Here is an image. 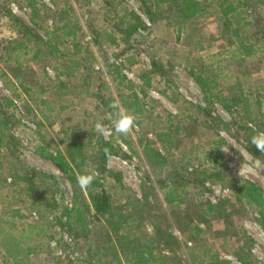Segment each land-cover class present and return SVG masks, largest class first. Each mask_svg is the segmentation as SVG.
Instances as JSON below:
<instances>
[{"label": "rangeland", "instance_id": "obj_1", "mask_svg": "<svg viewBox=\"0 0 264 264\" xmlns=\"http://www.w3.org/2000/svg\"><path fill=\"white\" fill-rule=\"evenodd\" d=\"M40 1L42 3L38 0H20L21 7L17 2H12L10 10L30 28L32 33L43 37L45 34L43 27L48 25L52 28L54 21L59 19L56 15L55 18H48V14H44V6L51 9L55 6L58 9L71 7L73 12L71 10L68 13L69 19L72 23H77L79 35L75 42L71 38H66L59 44L60 58L57 62H65L66 65L70 63L74 68L73 72L59 77L69 86L62 90L56 83L53 84L57 80L47 82L46 73L56 79V72L50 64L44 63V56L35 55L26 47L22 51L16 48L14 53L6 52L7 47H3L2 44L6 39L17 38L19 33L17 26L12 25L8 14L0 15V95L12 97L14 110L21 119V124L12 131L21 142L18 150L20 161L22 166L55 175L60 182L63 195L62 197L61 194L56 195L59 207L51 211L58 210L56 215L61 218L55 220L54 215L49 212L52 225L48 226V223L41 221L38 212L30 211L34 209L30 196L27 194L19 196L15 187L8 185L11 180L6 178L10 169L7 163L9 156L7 148H2L0 216L4 214V219L8 220V223L2 225L16 235L25 252L26 247L30 246L32 249L30 254L20 256L18 262L88 264L90 258H93V261H97L98 258L116 261L110 246L105 243L107 226L97 218L91 205L88 188L86 190L80 188L81 207L77 208V212L76 209L72 210L77 190L72 185L69 174L53 157L46 158L37 154L35 150L36 146L41 144L48 147L54 155L58 153V149L66 153L60 139L68 132L67 129L71 131L79 129L80 139H86L84 134L86 129L95 128L97 121L104 120L106 115L113 111L111 104L118 102L136 116V127L127 136L112 130L104 134L106 139L112 137L128 154L112 155L107 162L109 169L121 175L123 183L121 191V188L117 187V177L110 175L103 177L112 204L126 207L132 199H143L147 189L150 202L154 206L152 210L154 219L164 227L168 225L167 228L178 239V243L172 244L171 248L165 251L178 263L187 260L190 264H201V259L208 261L209 256L218 253V256L227 260L229 264H264V227L258 220V213L248 207L245 201L237 200L234 189L236 183L229 182L231 178L240 182L252 181L264 194V171L241 177L238 174L241 163L246 161L252 163L253 157H257L264 167V154L257 152L250 143L254 132L264 131V127L257 120L258 114L253 115L254 120H250L246 116V111L241 112L240 118L226 111L220 103L208 104L205 92L189 72L191 67L205 69L206 74L219 81L221 88L241 85L243 89L252 87L257 93V87L264 85V60H261L264 59L263 55L256 53L255 57L242 60L243 54L235 51L236 47L231 45L227 36H224L214 14L203 16L195 23L186 24L178 39V24L168 26L163 22L151 23L139 0H113L117 7L112 11H109L108 0ZM189 4L187 1L184 7L191 12L195 11L190 1ZM34 9L38 10V15L32 17ZM124 11L137 13L146 20L147 29L143 34L149 33L154 42V46L146 49L148 50L146 52L143 51L140 59L137 58L134 63H130L128 58L134 49L124 53L127 45L120 40L121 34L116 33V39L114 41L112 39L114 30L111 24ZM90 23L102 33L103 45L98 46L93 42L95 34L90 30ZM251 31L249 27L242 28L235 39L243 40L252 33ZM76 46L81 47L78 55L74 53ZM151 53L157 55L169 73L157 74L153 71ZM53 55L49 53L46 58H50L52 64ZM81 57L87 58L84 61L88 68L78 67L77 61H81ZM7 58L10 59L9 62H6ZM110 63L120 67L127 79L134 83V88L131 90L126 88L127 81L119 83L114 65ZM12 70L20 72V78L12 74ZM167 77L173 81V86L168 85ZM21 78H24V82ZM148 78L150 84L146 82ZM133 93H137L142 99L144 106H141L142 110H137L138 107L131 104L134 99ZM122 97L126 99L122 100ZM254 102L253 109L258 113L262 103L256 100ZM201 106L210 110L216 119L215 124L214 120L211 121V116L208 117L201 111ZM191 115L196 116L197 120L191 119L189 117ZM239 125L248 126L249 129H241ZM140 131L152 139L161 131L174 138L170 147L175 159L163 169H156L159 173L162 172V177L168 173L167 171L172 172L173 166L177 171L180 165H186L188 170L207 168L209 171H204L205 173L218 171L217 180L206 181L204 186L194 182L181 185L174 195H177L176 202L182 199L185 203L178 204L179 207L169 206L168 196L164 193L167 188H160L156 184L151 186L148 180L149 177L155 179L156 172L140 157L139 152L142 148L137 137ZM161 136L163 137V133ZM213 139L218 140L220 144L218 157L220 163L217 165L207 159V153L215 147ZM154 143L162 152H167L161 140ZM245 148L253 156H249L244 151ZM210 152L217 155L213 151ZM73 157L75 158L73 161L76 162V165L72 162L74 168L75 166L77 168V164L81 166L87 164L84 153L78 154L76 148L73 150ZM220 170L224 174H220ZM75 173L77 176L76 170ZM222 176L225 180H221ZM222 199L225 200L223 209L226 214L218 216L211 206L217 205ZM18 207H23L22 212L28 213V217L23 218L15 214L14 210ZM146 210L147 215L145 214L144 218L151 215V211L148 208ZM202 212L207 213L205 215L207 221L202 219ZM70 214L73 230L68 224ZM173 216L181 218V223L174 222ZM34 219L40 220L39 227L30 228L28 224ZM148 220L149 217L146 218V230L154 233L153 225ZM194 223L199 224L204 231L195 234ZM84 225L86 228L83 230ZM193 250L198 256L192 259ZM13 260L0 247V264H16ZM204 263L202 261V264Z\"/></svg>", "mask_w": 264, "mask_h": 264}, {"label": "trees", "instance_id": "obj_2", "mask_svg": "<svg viewBox=\"0 0 264 264\" xmlns=\"http://www.w3.org/2000/svg\"><path fill=\"white\" fill-rule=\"evenodd\" d=\"M19 1L20 0H0V15L8 14L12 21V25L14 27L17 26V31L19 33V36L13 40L6 39L5 43L2 44L3 47H7L5 48V50L7 49V53H14L16 48L17 50L22 51L24 47H26L29 52L33 51L35 55L41 54L44 56V63L47 65L50 64L52 69L56 72V79H53L48 73H46L47 82L57 80L53 84L56 83L62 90L67 89L69 86L64 83L65 81L63 79L60 80L59 77L68 72H73L74 68L70 63L66 65L65 62L59 63L57 61L60 58V41L62 39L71 38L72 41L75 42L79 35L77 23H72L69 19L68 13L71 12V10L73 12V9L71 7L67 9H58L56 6L54 9H51L48 6H44V14H48V18H55L56 15L59 16V19L57 18V20L54 21V26H52V28L48 25L43 27L45 34L42 37L32 33L30 28L24 22L20 21L18 16L13 14L10 10V3L12 2H17V4L21 7L22 5ZM38 1L41 2L40 0ZM139 1L143 5V11L151 23L159 24L160 22H163L168 26L173 23H177L178 39L180 38L182 31H184L186 24H190L191 22L195 23L203 16L214 14L218 18V26L223 30L224 36H227L231 45L236 47L235 51L243 54V56H241L242 60L249 57H255L256 53L263 55L262 58H264V0H202L203 2L199 0ZM187 1L188 5H190L189 1L191 2L192 8H194V10L196 9L195 11L191 12L184 7V3H187ZM108 5L109 11H112L115 7H117L114 5L113 0H108ZM200 6L202 7L197 9ZM51 13L54 14L51 15ZM35 15H38L37 9H34L32 17ZM111 25L113 26L112 30H114L112 38L113 41L117 37L116 33H120V40L127 45H125L126 49L124 53L130 49H134L133 54L128 57L130 63L136 62L137 58L140 59L143 51L146 52L148 51L146 49L154 46L153 39L150 37L151 35L149 33L143 34V32L147 29L146 20L141 18V16L137 13H126L124 11L121 16L118 15V18L114 19V22ZM89 26L92 33L95 34L93 42H95L98 46L103 45L102 33L99 29H96L94 24L90 23ZM245 27L251 28L252 33L243 40L235 39L239 36L241 29ZM229 33L230 35H228ZM79 46L75 47L76 51L74 53L76 55L80 53L81 47ZM138 46L141 47L138 48ZM49 53L54 54L53 64L51 63L50 58L46 59ZM10 56L11 54L8 55V57ZM45 59L47 61H45ZM84 59L87 58L81 57V61H77L79 68H88L85 65ZM5 60L6 62L10 61L9 58ZM150 61L155 73L165 74L170 72L166 66L159 61L156 54L151 53ZM40 63L42 62L40 61ZM110 64L114 65L116 78L119 83L122 84L124 81H127L126 88L129 90L134 88V83L127 79V76L122 72L120 67L116 66L114 63ZM13 70L12 74H14L17 78H20V72L17 73V71L14 72ZM189 72L200 85L201 89L205 92L208 104L213 105L214 103H220L226 111L232 113L233 115L240 116V118L242 111H246V116L250 118V120H254L255 118H253V115L256 116L258 114L257 120L260 122V125L264 127V85L257 87V93L252 90V87L243 89L241 85L240 87L237 85L236 87L230 86L229 88H221L219 87V81H217L215 77L206 74L207 71H205V69L191 67ZM21 81L24 82V78H21ZM149 81L150 80L148 78L146 80L147 84H150ZM166 81L168 82V85L173 86V81L169 79V77L166 78ZM163 90L166 91V89ZM133 96L134 99L131 101V104L137 106V110H142L141 108L144 107L141 102L142 99L137 93H133ZM36 98L39 99V97ZM124 99L126 98L122 97V100ZM255 100L261 101L262 103V106L259 107L260 110L258 113H256L253 109ZM14 107L15 105L12 97L0 95V152L2 148L5 147L7 148V155L10 157V159L9 157L7 158V163L10 165V169L6 178L7 180L11 179L8 185L13 186V188L15 187L14 189L17 191L19 196L24 194L30 196L34 208L30 211L38 212L41 221H45V223H48V226H51L52 222L49 218L50 214L54 215L55 220L61 218V216L56 215L58 210L51 212L54 208L59 207L56 195L61 194V197L63 196L60 182L53 174L22 166L18 155L19 145L21 142L12 133V131L19 126V124H21V119L17 116ZM200 109L206 113V116H211V121L214 120L215 124L216 119L209 112L210 110L203 106H201ZM189 117L197 120L196 116L191 115ZM101 121L110 126V122L108 120L104 119ZM239 128L249 129L248 126L244 125H239ZM67 131V133H65V135L60 139L64 144L66 153H62L63 150L58 149V153L54 155L48 147L41 144L36 146L35 152L46 158L53 157V159L69 174L70 181L77 190L74 200L75 206L72 208V210L76 209V212L78 211L77 208L79 209L81 205L79 206L80 187L77 184L75 170L78 174L83 173L85 170L95 174V179L90 187H88L91 205L95 210L97 218L107 226V240L105 243L110 246L116 261L101 260L97 255V261H93V258H90L87 263L114 264L117 262L118 264H190L187 260L183 259L182 263H178L174 258L165 252L167 251V248H171L172 244L174 245L178 243V239L176 235H174L171 230L167 228L168 225L164 227L161 225L162 223H158L154 219L152 215L154 206H152L150 202L149 191L147 189L145 190L143 199H132L126 207H120L112 204L111 196L107 192L103 182V177L105 175L117 177V187L119 186L120 188L123 186V183L121 181V175H119L118 172L109 169L107 162L112 155H128L118 146L116 141L112 137L106 139L104 135L98 133L95 128L86 129L84 132V134H86V139H80L79 129L72 131L67 129ZM112 131L115 132L114 130ZM161 133H163V137L161 136ZM137 137L142 148L139 152L140 157H142V159L146 161L150 167L154 168L156 172V178L153 179L149 177L148 180L151 182V186L156 184L160 188H167V191L164 193L168 196L167 203L169 206H178V204L185 203L182 199H179L176 202L177 195H174L177 193L181 185L190 183L193 184L194 182L195 184L204 186L206 181L217 180L218 171L205 173L204 171H209L207 168H203L201 170H199V168L188 170L186 165H180L179 170L177 171L176 167L173 166L174 170L172 172L167 171L168 173L162 177V172L159 173L156 169H163L164 166L175 159V155L171 152L172 148L170 147V144L174 142V138L167 136V132L164 131L156 133V137L154 139L145 136L143 131L142 133L141 131L138 132ZM160 140L162 141V146L167 151L166 153L162 152V150H160L161 148L154 143ZM213 142L215 147L209 150V153H207V159L212 160L214 165H217L220 163L218 160V157L220 156V144L219 141L215 139H213ZM74 148L77 149L78 154L84 153V156L87 158V164H84L83 166L77 164V168L76 166L75 168L73 167L72 162L76 165V162L73 161V159L75 160L73 157ZM210 151L215 152L218 156L212 155V152ZM88 160H90L89 163ZM221 173L224 174L222 170H220V174ZM224 178L225 177L222 176L221 180H225ZM229 182L230 184L232 182L236 183L237 186L234 189L237 200L245 201L248 207L253 209L255 213H258V220L264 227V194L262 189L256 183L249 180L240 182L231 178L229 179ZM122 189L123 187L121 188V191ZM84 204L88 207L85 202ZM223 205H225L224 199H222L217 205H212L211 207L213 212L218 216L225 215L226 212L223 209L225 206ZM147 208L151 211V215L149 214V216L144 218L145 214L147 215ZM22 210L23 207L15 208L14 213L23 218L28 217V213H23ZM49 212L51 213L48 214ZM32 214L33 213H30V215ZM201 214L203 215L202 219L207 221V216H205L207 213L202 212ZM3 216L4 214H1L0 216V247L4 249L9 257L14 259L13 261H15L16 264H23L18 262V258L22 255L30 254L32 249L30 246L26 247V252L25 249H22L19 241H17L18 238L16 235L2 225L4 223H8V220H5ZM148 217V221L153 225L154 233H150L146 230V218ZM71 218L72 215L70 214V221L68 224L73 230ZM173 218L174 222L177 224L181 223V218L176 216H173ZM39 221V219H34L33 221H30L28 225L30 228L39 227ZM84 228H86V225L83 226V230ZM193 229L196 232L195 234H199L204 231L197 223H194ZM199 251H201V249ZM247 253L250 254L249 252ZM218 255V253H213L209 256L210 260L205 261L204 258L201 260L205 262L204 264H229L227 260L220 258ZM197 256L198 255L195 254V250H193L192 259ZM174 257L177 258V256ZM201 260L200 263L202 264Z\"/></svg>", "mask_w": 264, "mask_h": 264}, {"label": "clouds", "instance_id": "obj_3", "mask_svg": "<svg viewBox=\"0 0 264 264\" xmlns=\"http://www.w3.org/2000/svg\"><path fill=\"white\" fill-rule=\"evenodd\" d=\"M110 107L113 111L108 113L105 117V119L110 122V126L106 125L103 121H97L94 125L95 130L101 135L111 130L123 136L129 135L136 127V116L123 108L118 102H113ZM250 143L257 151L264 154V131H255L250 138ZM244 151L249 156H253L247 148H245ZM253 161L252 163L247 161L241 163L238 173L240 177L256 174L257 171H264V167L261 166L257 157H253ZM94 179L95 174L85 170L83 173L77 175V184L82 190H86L90 187Z\"/></svg>", "mask_w": 264, "mask_h": 264}]
</instances>
